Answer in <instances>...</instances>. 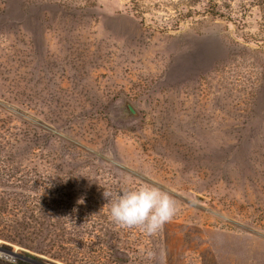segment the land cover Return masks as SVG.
Returning a JSON list of instances; mask_svg holds the SVG:
<instances>
[{
    "label": "rangeland",
    "instance_id": "374dc122",
    "mask_svg": "<svg viewBox=\"0 0 264 264\" xmlns=\"http://www.w3.org/2000/svg\"><path fill=\"white\" fill-rule=\"evenodd\" d=\"M0 136L43 249L0 215V264H264V0H0ZM144 184L152 237L103 195Z\"/></svg>",
    "mask_w": 264,
    "mask_h": 264
},
{
    "label": "clouds",
    "instance_id": "9594fccd",
    "mask_svg": "<svg viewBox=\"0 0 264 264\" xmlns=\"http://www.w3.org/2000/svg\"><path fill=\"white\" fill-rule=\"evenodd\" d=\"M124 182L129 183L127 178ZM103 195L111 200L110 215L114 223L139 229L148 237L158 234L177 212L176 201L169 193L151 184L128 188L115 196L104 191ZM152 255L150 252L149 256ZM164 255L161 251V259Z\"/></svg>",
    "mask_w": 264,
    "mask_h": 264
},
{
    "label": "trees",
    "instance_id": "16d2710c",
    "mask_svg": "<svg viewBox=\"0 0 264 264\" xmlns=\"http://www.w3.org/2000/svg\"><path fill=\"white\" fill-rule=\"evenodd\" d=\"M7 138H4L2 136H0V165H3L4 169H8L11 166L8 165L7 161H4L5 156L7 157V159L11 162L12 160V155L13 152L9 149V151L6 150L5 146L6 144L10 145V141L6 140ZM6 140V142H5ZM5 148V149H4ZM12 163V162H11ZM2 169V168H0ZM2 169V170H4ZM3 176V181L2 183H0V190L3 191L4 188L8 189V192H2L0 191V215L1 216H10V221H14V227L18 228V225L21 226V231H16L15 228L11 231H7L8 235H4V237L11 241L14 242L16 244L21 245L22 247L26 248V249H37L38 251L43 250L42 247H40V243L36 244V240L33 237H29L33 234V228L32 230L30 227V221H33L35 219V214H37L39 211V206H41V204L39 205L38 202V198H36L34 191H32V196H34L35 200L33 203L32 197H30V195L28 194L29 191L27 189V185L26 183L23 181L22 183V187L21 185L18 186L17 184H14V186H12V180H15V178L13 177L11 180H6L4 179V175H1V178ZM10 175L6 178L9 179ZM0 178V180H1ZM9 182V183H8ZM20 182V181H19ZM24 186V188H23ZM2 195H4V197H2ZM33 198V199H34ZM37 206V207H36ZM46 215V213H45ZM17 218L19 220H23L24 223L23 225L18 224L17 222ZM46 218L49 220H53L54 221L57 220V218H55L52 215H47ZM9 225V224H8ZM11 226V225H9ZM30 230V231H29ZM16 234H19L16 235ZM53 234V232H52ZM44 246V245H43ZM40 248V249H38ZM50 249H48V251H44L46 253H50L49 251Z\"/></svg>",
    "mask_w": 264,
    "mask_h": 264
}]
</instances>
